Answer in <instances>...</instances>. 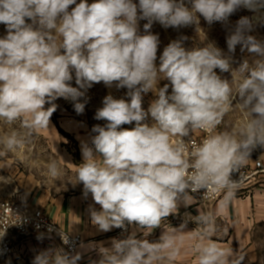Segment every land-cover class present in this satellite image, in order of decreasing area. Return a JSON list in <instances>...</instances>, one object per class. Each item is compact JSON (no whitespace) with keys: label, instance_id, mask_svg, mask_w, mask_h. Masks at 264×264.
Instances as JSON below:
<instances>
[{"label":"clouds","instance_id":"clouds-1","mask_svg":"<svg viewBox=\"0 0 264 264\" xmlns=\"http://www.w3.org/2000/svg\"><path fill=\"white\" fill-rule=\"evenodd\" d=\"M240 9L253 15L231 25ZM201 17L228 26L227 52L212 41L186 47L182 36L158 55L154 23L197 30ZM0 24L6 33L0 37V123L16 126L0 131V156L23 150L49 127L58 99L82 114L94 84L127 89L125 97L103 98L94 119L104 123L81 141L82 161L69 182L82 184L84 198L91 195L99 205L89 206L98 231L122 230L92 264H174L190 222L197 226L191 230L197 264H242L243 255L212 238L220 232L214 213L183 219L155 240L144 231L160 229L190 193L222 192L219 206L227 208L240 187L233 175L264 149V40L252 34L264 26V0H0ZM238 46L252 59L234 61ZM148 93L153 99L145 109ZM234 108L244 119L217 131ZM196 132L207 133L199 143L191 140ZM62 175L55 161L48 163L49 178ZM60 235L68 245L69 236ZM82 257L54 247L32 264H78Z\"/></svg>","mask_w":264,"mask_h":264},{"label":"rangeland","instance_id":"rangeland-1","mask_svg":"<svg viewBox=\"0 0 264 264\" xmlns=\"http://www.w3.org/2000/svg\"><path fill=\"white\" fill-rule=\"evenodd\" d=\"M92 0H89L91 3ZM138 2V0H137ZM188 3V0H185ZM253 14L246 9H240L230 18V24L234 25L241 16H252ZM140 22L141 31L143 24ZM200 28L196 30V25L185 28L174 29L164 28L159 23H154L151 31L159 35L160 45L158 55L163 48L172 40L180 39L182 36L188 37L184 41L186 47L197 46L205 41L215 42L216 45L227 52L226 35L227 27L219 22L211 25L200 18ZM4 25L0 24V37L5 35ZM258 39L264 40V26H257L252 33ZM252 59L246 52L242 53L239 46L234 54V61L237 63L243 59ZM235 66V65H234ZM224 77L231 78L229 73H224ZM166 81L161 82V86ZM73 86L75 82L73 80ZM127 89H117L115 86L106 87L103 82L94 84L87 91V103L82 114H77L73 103L63 98L55 103L57 110L53 113L49 127L41 129L31 137L26 147L18 152H8L0 156V202L2 200L21 201L27 205H34L38 197L49 195L77 194L83 190L82 184L73 186L75 183V173L78 164L82 161L81 141L88 140L93 125L103 124L104 121L94 119L95 112L102 107L103 98L111 94L115 98L125 97ZM153 94L148 93L144 96L143 107L147 109ZM244 119V114L238 108L228 113L218 131H227L234 128ZM12 127L0 123V131H9ZM125 128L134 127L133 125H123ZM55 161L62 169L63 175L59 179H51L47 176V165ZM71 182V183H69ZM258 188L256 190H261ZM255 190L252 191L254 193ZM219 228L227 229L225 222H218ZM158 228L149 229L144 232V237L150 240L158 239ZM150 233V235H149ZM222 238V237H221ZM243 255L242 264H264V222L257 224L252 229L250 241L247 245L237 250ZM174 264H197L195 257L191 254H184V257L174 261Z\"/></svg>","mask_w":264,"mask_h":264},{"label":"crops","instance_id":"crops-1","mask_svg":"<svg viewBox=\"0 0 264 264\" xmlns=\"http://www.w3.org/2000/svg\"><path fill=\"white\" fill-rule=\"evenodd\" d=\"M190 196L191 199L186 205L181 204L175 210L177 214L171 215L162 221L161 228H158L157 231L159 234L165 228L178 227L183 222V219H194L202 213L211 212L216 215L217 225L222 220L227 227V229L220 228V232L212 238L219 240L221 246L230 248L235 253L249 243L254 226L264 222L263 189H255L254 193L249 195L235 196L227 208L219 206L221 200L215 203L203 204L195 196L191 194ZM90 205L99 209V205L94 204L91 195L84 198L83 190L77 194L57 195L55 197L43 195L36 199L34 205H30L33 208L44 210L55 223L68 233L82 236V247L80 245L76 250L83 252V257L78 264H92L93 261L99 259L97 252L101 246H110L112 238H121L118 234L120 229L114 228L109 232H100L91 224ZM196 227L195 223L190 222L188 224L184 242L181 246V254L176 260L184 257L185 253L195 257L196 254L192 250V245L195 241L191 235V230ZM129 231H131V228ZM54 247H62V245L58 242L53 244L30 242L27 244L26 250L27 252L39 253L41 250Z\"/></svg>","mask_w":264,"mask_h":264},{"label":"built area","instance_id":"built-area-1","mask_svg":"<svg viewBox=\"0 0 264 264\" xmlns=\"http://www.w3.org/2000/svg\"><path fill=\"white\" fill-rule=\"evenodd\" d=\"M206 134L196 132L191 140L199 143ZM233 179L240 182L235 196L249 195L253 190L263 188L264 149L254 151L247 164L233 175ZM190 194L203 204L215 203L223 198L222 192L207 195L203 192ZM19 220L21 222L17 223ZM49 227L52 229L51 232L48 231ZM40 233L45 234L43 239H37ZM60 233L69 236L68 245L63 243ZM118 234L122 237L121 229ZM0 235H3L0 237V264H32L38 252H27L26 246L30 242L49 244L58 242L66 251L77 250L83 243L81 235H72L62 229L44 210L9 199L0 202Z\"/></svg>","mask_w":264,"mask_h":264}]
</instances>
